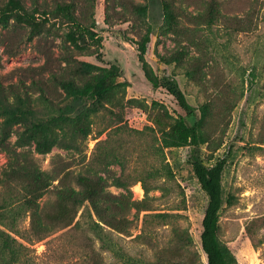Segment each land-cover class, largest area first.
Returning a JSON list of instances; mask_svg holds the SVG:
<instances>
[{"label": "rangeland", "instance_id": "374dc122", "mask_svg": "<svg viewBox=\"0 0 264 264\" xmlns=\"http://www.w3.org/2000/svg\"><path fill=\"white\" fill-rule=\"evenodd\" d=\"M20 1L37 27L30 35L33 26L16 12L0 20V101L21 96L38 113L53 111L71 101L60 82L82 87L115 71L114 87L83 120L88 135H79L77 123L56 128L47 153L21 142L23 124L6 126L0 116V206L22 205L23 237H16L30 248L20 250L22 264H121L100 248L90 217L134 257L206 264L200 233L207 197L190 147L161 144L183 115L153 86L164 75L178 81L197 115L206 108L203 162L225 160L219 240L238 264H264V0ZM83 62L93 69L83 71ZM162 166L171 173L149 175Z\"/></svg>", "mask_w": 264, "mask_h": 264}, {"label": "trees", "instance_id": "16d2710c", "mask_svg": "<svg viewBox=\"0 0 264 264\" xmlns=\"http://www.w3.org/2000/svg\"><path fill=\"white\" fill-rule=\"evenodd\" d=\"M165 22L171 25L174 21L172 14L166 2L162 3ZM69 21H73V17L67 11V6L61 8ZM24 7L20 0H7L6 4L0 8V20L5 22L12 12H16L19 20H22L33 26V31L37 27L32 16L23 14ZM142 13L146 12L145 7H141ZM75 23V22H74ZM80 30H85L89 38L95 36L94 32L76 24ZM149 40L146 34L142 40V49L144 44ZM94 65L90 62L82 63V70L88 72L92 70ZM251 77L254 73L249 72ZM114 70H106L98 74L90 82L82 87H76L71 82H60L65 93L71 98V101L63 107L55 108L53 111L47 109L45 112L38 113L27 102L26 98L18 96L15 103H5L0 101V116L6 126L15 124H23L24 131L20 135L22 143L26 144L34 142V148L37 153L43 154L49 152L57 143V138L52 134L56 128H64L71 123L78 124V133L82 137H86L89 129L84 124L91 113H95V102L102 95L109 92L113 87L112 77ZM153 86L164 88L176 101L179 108L183 111V115L179 114L170 129L163 133L161 144L163 147H190L189 163L196 177L200 188L207 197V204L203 212L201 220L202 230L200 233V244L206 255V264H238L235 255L231 250L222 243L218 238V218L221 207L224 203L222 174L224 171L225 160H216L213 164L207 165L203 162L199 153V145L203 143L200 128L202 118L205 115V106H200V113L197 115V108L193 106L187 99L185 93L181 89L178 81L169 75H164L157 81H152ZM88 102L93 106L91 107ZM162 173H171L168 166H162L149 173L151 177L158 176ZM119 186H124V181L117 180ZM145 191L148 187L143 183ZM30 202L26 200V203ZM21 208H12L4 205L0 206V264H22V249H30L28 246L20 243L16 235L22 236L23 229L17 226ZM88 226L100 242V248L109 250L113 256L118 259L121 264H175L160 261H147L130 255L124 248L116 242L113 237L106 232L98 222L91 217ZM22 231V232H21ZM23 237V236H22Z\"/></svg>", "mask_w": 264, "mask_h": 264}, {"label": "water", "instance_id": "95a60500", "mask_svg": "<svg viewBox=\"0 0 264 264\" xmlns=\"http://www.w3.org/2000/svg\"><path fill=\"white\" fill-rule=\"evenodd\" d=\"M123 79V78H122Z\"/></svg>", "mask_w": 264, "mask_h": 264}]
</instances>
